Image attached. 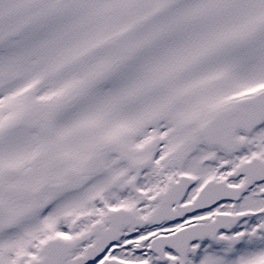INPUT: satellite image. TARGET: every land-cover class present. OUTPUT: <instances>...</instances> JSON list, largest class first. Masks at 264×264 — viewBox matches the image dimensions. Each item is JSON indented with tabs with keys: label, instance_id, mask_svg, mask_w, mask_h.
<instances>
[{
	"label": "snow or ice",
	"instance_id": "1",
	"mask_svg": "<svg viewBox=\"0 0 264 264\" xmlns=\"http://www.w3.org/2000/svg\"><path fill=\"white\" fill-rule=\"evenodd\" d=\"M0 264H264V0H0Z\"/></svg>",
	"mask_w": 264,
	"mask_h": 264
}]
</instances>
